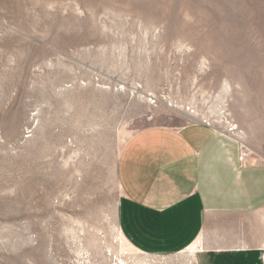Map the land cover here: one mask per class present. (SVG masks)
Masks as SVG:
<instances>
[{"label": "rangeland", "instance_id": "obj_1", "mask_svg": "<svg viewBox=\"0 0 264 264\" xmlns=\"http://www.w3.org/2000/svg\"><path fill=\"white\" fill-rule=\"evenodd\" d=\"M197 123L264 160V0H0V264H197L118 213L125 143Z\"/></svg>", "mask_w": 264, "mask_h": 264}, {"label": "crops", "instance_id": "obj_2", "mask_svg": "<svg viewBox=\"0 0 264 264\" xmlns=\"http://www.w3.org/2000/svg\"><path fill=\"white\" fill-rule=\"evenodd\" d=\"M205 124L141 131L123 146L119 229L146 255L264 264V164Z\"/></svg>", "mask_w": 264, "mask_h": 264}, {"label": "built area", "instance_id": "obj_3", "mask_svg": "<svg viewBox=\"0 0 264 264\" xmlns=\"http://www.w3.org/2000/svg\"><path fill=\"white\" fill-rule=\"evenodd\" d=\"M206 125V124H205ZM209 126V125H207ZM242 148H243V156H242V160H245L246 158L248 157H251V155L247 152L246 148L244 147V145H242ZM263 164H264V160L262 161Z\"/></svg>", "mask_w": 264, "mask_h": 264}]
</instances>
